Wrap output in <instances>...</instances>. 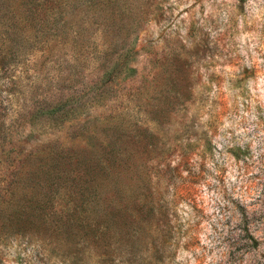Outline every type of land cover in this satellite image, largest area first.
I'll use <instances>...</instances> for the list:
<instances>
[{"label": "rangeland", "instance_id": "obj_1", "mask_svg": "<svg viewBox=\"0 0 264 264\" xmlns=\"http://www.w3.org/2000/svg\"><path fill=\"white\" fill-rule=\"evenodd\" d=\"M14 1L0 264H264V0H68L44 29ZM92 131L118 152L97 192L153 199L164 252L97 239L66 198L46 216L32 201L46 171L75 168L49 154L87 156Z\"/></svg>", "mask_w": 264, "mask_h": 264}, {"label": "trees", "instance_id": "obj_2", "mask_svg": "<svg viewBox=\"0 0 264 264\" xmlns=\"http://www.w3.org/2000/svg\"><path fill=\"white\" fill-rule=\"evenodd\" d=\"M11 1L13 0H0V12L2 16L8 13L12 19H15L17 12ZM22 1V4L26 5L23 18L28 16L35 22L41 24L43 22L42 25L40 24L42 29L47 27L50 20L54 21L55 25L61 20L66 22L64 6L71 3L68 0ZM12 26L10 24V27ZM14 28L15 24L11 31L12 34H15ZM87 140L89 146L84 149L88 153L87 156L75 152L64 154L62 151L49 154L48 158L54 157L57 164L74 163L75 168L70 173H66L60 168L43 173L44 182L42 181L40 184L44 187V191L38 193L37 196L35 194L36 197H32V201L38 204L42 214L46 216L49 212L54 214L52 209H55V206L58 203L61 204L66 198V201L71 202L70 207L74 211L77 223L86 224L90 228H93V224H95L94 230L97 239L106 242H110L112 239L124 241L129 246L141 244L144 246L142 251L144 253L164 252L167 239L162 229L155 223L156 207L153 199L135 197L134 201H131L129 197L121 193L114 196H103L97 192L104 184L103 176L107 179L111 174V168H114L118 152L107 151V148L115 145L117 141L113 140V143L109 141L110 139L107 141L102 137L99 138L94 131L87 135ZM54 154L56 157L53 156ZM70 183L72 184L70 185ZM59 189L60 198L53 194ZM19 212L24 214L22 211ZM231 242V237H227L228 246H231Z\"/></svg>", "mask_w": 264, "mask_h": 264}]
</instances>
